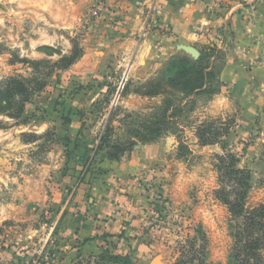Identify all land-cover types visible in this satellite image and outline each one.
Returning <instances> with one entry per match:
<instances>
[{"label": "rangeland", "instance_id": "rangeland-1", "mask_svg": "<svg viewBox=\"0 0 264 264\" xmlns=\"http://www.w3.org/2000/svg\"><path fill=\"white\" fill-rule=\"evenodd\" d=\"M109 2L0 0V84L39 81L31 84L36 91L21 116L0 112V264H121L119 256L132 264H236L244 220L224 202L235 199V179L219 157L235 154L249 174L244 208L264 206V126H241L240 108L217 98L223 90L218 79L212 94L192 103L179 101L182 95L166 82L156 88L173 60L200 57L181 47L183 54L172 57L157 46L146 59L140 48L162 28L155 0L141 5L142 30L126 36L132 39L127 46L122 16ZM204 48L214 66L223 62L224 49ZM73 52L78 59L63 68ZM153 67L156 72L147 70ZM150 91L162 95H144ZM169 96L168 131L143 144L138 133L146 134L150 124L162 128L156 118ZM206 123L216 144H200L198 131ZM146 145L158 151L134 175L148 195L141 235L129 236L140 244L128 239L119 247L101 227L95 250H76L56 228L61 209L80 184L91 186L95 198L92 189L102 184L110 162ZM258 252L264 264V247Z\"/></svg>", "mask_w": 264, "mask_h": 264}, {"label": "crops", "instance_id": "crops-1", "mask_svg": "<svg viewBox=\"0 0 264 264\" xmlns=\"http://www.w3.org/2000/svg\"><path fill=\"white\" fill-rule=\"evenodd\" d=\"M109 1L122 16L123 44L127 46L132 39L126 36L142 30L141 5H153L154 0H133L138 8L127 0ZM153 8L162 28L152 32L149 43L139 53L154 56L158 46L173 57L183 54L181 45H190L201 56L208 44L225 52L227 47L223 45H228L223 62L215 64L220 65L217 79L223 88L217 98L240 108L241 126H264V0H155ZM157 151L155 145L140 146L120 163L110 162L104 181L92 189L95 198L89 196L91 186L76 187L71 202L63 206L56 221L61 238L74 243L76 250L93 249L99 228L106 227L119 247L125 241L133 247L139 245L141 239L129 236L141 235L137 228L148 195L134 175L144 168L145 161L157 157Z\"/></svg>", "mask_w": 264, "mask_h": 264}, {"label": "trees", "instance_id": "trees-1", "mask_svg": "<svg viewBox=\"0 0 264 264\" xmlns=\"http://www.w3.org/2000/svg\"><path fill=\"white\" fill-rule=\"evenodd\" d=\"M205 50L200 58L193 62L188 56L173 60L169 64L167 77L156 83V88H161L162 82H166L168 87L176 89L182 97L179 101H189L192 103V97L197 98L215 91V83L218 72L216 67L211 63L212 52ZM77 52L63 59V68H68L78 59ZM34 66H40V62H30ZM36 84L39 81L36 79ZM32 81L25 78H13L0 84V112L7 113L14 117L23 114L25 104L31 99L35 88L31 87ZM212 94V93H211ZM145 96L155 97L162 95L160 91H150ZM171 96V95H170ZM169 96L160 108V115L156 118L159 124L163 125L161 129L153 128L154 124L144 126L146 134L138 133V137L143 144L154 143L163 134H165L171 124L172 116L169 115L173 100ZM179 107V106H176ZM181 107V106H180ZM156 124V123H155ZM211 125L203 124L199 128L200 144L203 146L217 143V134L211 131ZM151 135L150 138L145 137ZM106 137L101 139L105 142ZM101 143V145H102ZM101 146H99L100 148ZM116 158V157H113ZM222 166L230 168L234 177V187L232 193L235 195L233 201L224 198V202L230 207V211L237 217H243L244 223L240 228L238 236L240 238V249L236 257V264H261L259 249L264 247V206H259L253 210H246L243 201L246 191L249 187V174L247 170L238 167L239 160L235 154H228L219 157ZM227 194V192H224ZM121 264H132L129 256L118 257ZM204 264V263H202Z\"/></svg>", "mask_w": 264, "mask_h": 264}, {"label": "water", "instance_id": "water-1", "mask_svg": "<svg viewBox=\"0 0 264 264\" xmlns=\"http://www.w3.org/2000/svg\"><path fill=\"white\" fill-rule=\"evenodd\" d=\"M181 49H183L185 52H187L188 54H190L194 58L200 57V52L192 46L183 45V46H181Z\"/></svg>", "mask_w": 264, "mask_h": 264}]
</instances>
